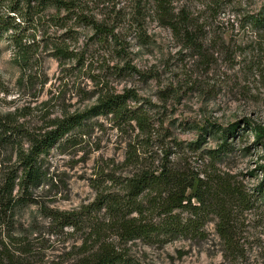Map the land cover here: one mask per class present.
Returning a JSON list of instances; mask_svg holds the SVG:
<instances>
[{
	"label": "rangeland",
	"instance_id": "obj_1",
	"mask_svg": "<svg viewBox=\"0 0 264 264\" xmlns=\"http://www.w3.org/2000/svg\"><path fill=\"white\" fill-rule=\"evenodd\" d=\"M186 4L194 15V44L175 37L148 16L141 26L121 33L120 54L115 52L119 45L113 44V51L104 48L91 38V30H80L74 46L83 54L80 66L59 65L52 49L40 44L32 67L23 72L16 63L10 32L5 33L0 40V113L15 112L20 123L37 130L49 119L87 110L104 91L129 89L136 95V105L155 120L161 143H180L193 165L201 163L205 150L220 145L216 131L233 127L227 139L230 150L217 165L234 174L245 190L254 192L261 182L264 189V29L250 22L264 16V0H188ZM88 121L97 124L84 141L74 147L56 145L45 156L47 179L33 189L34 202L16 211L18 228L30 229L22 233L43 253L35 264L66 260L70 248L82 239L79 234H66V228L54 232L39 205L72 210L88 204L95 197L92 183L100 165L105 173L112 170L111 175L121 179L135 171L120 165L136 131L120 133L102 115ZM159 148L155 144L149 151L155 154ZM10 153L7 148L6 155ZM121 179L100 188L120 190ZM239 229L234 254L218 237L214 220L205 226L202 239L163 244L132 240L122 248L133 264H264V206L245 211Z\"/></svg>",
	"mask_w": 264,
	"mask_h": 264
},
{
	"label": "trees",
	"instance_id": "obj_2",
	"mask_svg": "<svg viewBox=\"0 0 264 264\" xmlns=\"http://www.w3.org/2000/svg\"><path fill=\"white\" fill-rule=\"evenodd\" d=\"M187 1L0 0V40L10 32L16 63L23 72L32 67L40 44L52 49L59 65H82L83 54L74 47L80 30H91V38L104 48L113 51V44L119 45L115 52L120 54L121 33L133 25L141 26L148 16L169 28L175 37L194 44V15ZM250 22L264 29L263 15ZM135 100L129 89L107 90L87 110L54 117L37 130L20 123L15 112L0 113V264H35L43 255L28 234L22 233L30 229L18 228L16 211L34 202L33 189L47 179L44 158L50 150L84 141L97 124L88 120L97 115L108 117L120 133L136 131L120 165L135 171L121 179L111 175L112 170L105 173L100 165L94 173L96 183H92L95 197L88 204L72 210L39 205L54 232L66 228V234L82 238L70 248L66 260L48 264H133L122 248L124 243L202 239L205 226L213 220L227 252L238 251L240 219L245 211L264 206V189L261 182L254 192L245 190L234 174L217 165L230 150L227 139L234 128L216 131L220 145L205 150L199 158L201 163L193 165L180 143H161L155 120ZM155 144L160 145V151L153 154L149 148ZM7 148L11 150L8 156ZM117 179H121L120 190L100 188L106 182L115 184Z\"/></svg>",
	"mask_w": 264,
	"mask_h": 264
}]
</instances>
